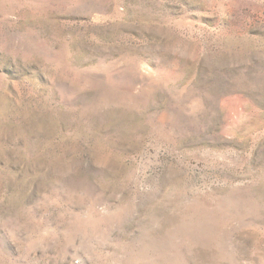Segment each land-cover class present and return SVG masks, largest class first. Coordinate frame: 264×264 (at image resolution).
Instances as JSON below:
<instances>
[{"label":"rangeland","instance_id":"374dc122","mask_svg":"<svg viewBox=\"0 0 264 264\" xmlns=\"http://www.w3.org/2000/svg\"><path fill=\"white\" fill-rule=\"evenodd\" d=\"M0 264H264V0H0Z\"/></svg>","mask_w":264,"mask_h":264}]
</instances>
